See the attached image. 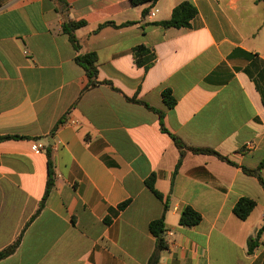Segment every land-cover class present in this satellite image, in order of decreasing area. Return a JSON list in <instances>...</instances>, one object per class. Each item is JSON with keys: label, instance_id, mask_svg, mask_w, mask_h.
Here are the masks:
<instances>
[{"label": "crops", "instance_id": "1", "mask_svg": "<svg viewBox=\"0 0 264 264\" xmlns=\"http://www.w3.org/2000/svg\"><path fill=\"white\" fill-rule=\"evenodd\" d=\"M183 3L197 10L190 27H162ZM81 19L77 51L63 26ZM139 46L156 54L148 67ZM88 53L101 84L86 90ZM5 136L17 138L0 142V252L21 240L0 264H147L162 217L159 264H264V234L249 253L264 225V3L0 0ZM243 198L257 203L245 221ZM187 207L199 225H180Z\"/></svg>", "mask_w": 264, "mask_h": 264}, {"label": "trees", "instance_id": "2", "mask_svg": "<svg viewBox=\"0 0 264 264\" xmlns=\"http://www.w3.org/2000/svg\"><path fill=\"white\" fill-rule=\"evenodd\" d=\"M62 1V0H60ZM159 0H131V5L132 6H140L144 5L146 3H155ZM258 2H263L264 0H257ZM147 15V12H144V16ZM197 16V10L196 8L190 4V3H183L180 6H178L173 14L172 17L163 23H161V26L164 28H186L190 27L191 22L195 17ZM88 24L87 19H81V20H76L69 22L63 26V32L68 36L69 41L71 42L72 46L74 47L75 50L79 51L81 49L80 43L77 39L76 36V31ZM134 23H127L123 27L133 25ZM135 57L137 64L142 67H148L156 58V54L153 52V50H150L149 48H146L145 46H139L135 49ZM77 62L83 67V69L86 72V75L89 79V82L86 86V90L97 87L98 85L101 84L98 80V68H97V63L98 59L96 54L94 53H88L82 56H79L77 58ZM165 98L167 99V105L169 107H173L175 105V100L171 96V92L167 91L165 93ZM160 117L162 118V113H159ZM62 123L59 122L58 125ZM57 125V127H58ZM55 128V130L57 129ZM163 127V126H162ZM164 129V128H163ZM165 130V129H164ZM17 137H12V136H5V137H0V142L14 139ZM175 143L177 147L182 151L186 146L179 141L178 139L174 138ZM193 153L195 154H207V155H214L217 156L219 159L226 161L232 165H235L233 162H231L229 159L226 157L220 155L219 153L209 150V149H196V148H189ZM182 159H180L175 173L178 172V169L181 165ZM254 175L258 177V179L261 181V183L264 186V180L262 179L260 172L256 171L254 172ZM55 185L54 181L52 178H49L47 188H46V193L44 196V199L42 200L41 204L39 205V208L35 215L32 217L31 222L41 213V211L45 207V202L47 197L50 194V191L52 187ZM147 187L153 192V194L160 200H163V196L156 191L155 189V176H152L150 179L146 181ZM128 202L124 203L121 205V209H124L128 206ZM257 203L254 200L248 199V198H243L241 199L235 206L234 208V214L237 218H239L242 221L247 220L251 213L254 211L256 208ZM202 221V216L194 211L192 208L187 207L180 218V225L183 227H194L200 224ZM150 232L154 235V237L157 239V244L156 248L151 255V257L148 260L147 264H159L161 260V255L162 253L168 249V244L165 241V219L162 217L159 220L151 222L149 226ZM264 234V225L261 227L257 237L255 239H251L249 241V253H253L254 250L260 245V239L262 235ZM20 238L11 246L8 248L4 249L3 251L0 252V261L10 257L13 255L17 249L20 246Z\"/></svg>", "mask_w": 264, "mask_h": 264}, {"label": "built area", "instance_id": "3", "mask_svg": "<svg viewBox=\"0 0 264 264\" xmlns=\"http://www.w3.org/2000/svg\"><path fill=\"white\" fill-rule=\"evenodd\" d=\"M150 16H155V12H152L151 14H150ZM254 145H253V143H249V144H247V148L249 149V148H252ZM33 150L37 153V154H39L40 152H41V150H40V148L38 147V146H35L34 148H33Z\"/></svg>", "mask_w": 264, "mask_h": 264}]
</instances>
